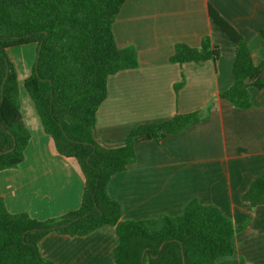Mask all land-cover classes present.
<instances>
[{"label":"crops","instance_id":"crops-1","mask_svg":"<svg viewBox=\"0 0 264 264\" xmlns=\"http://www.w3.org/2000/svg\"><path fill=\"white\" fill-rule=\"evenodd\" d=\"M209 7L247 40L255 65L264 60L257 34L264 25V0H125L112 32L118 47L136 50L138 65L107 77L94 135L120 142L139 124L209 107L202 121L159 142L135 141L137 160L110 178L108 192L120 203L122 220L150 219L151 229L160 227L163 214L180 213L190 198L215 205L243 226L233 237L234 254L219 264H238L240 258L264 264V203L252 207L241 198L264 170V86L250 88L246 109L220 97L232 82L235 44L213 23ZM205 35L219 49L216 62L169 60L176 43L198 47ZM22 73L17 79L23 85L30 73L26 63ZM24 91L19 88L20 109L30 139L21 163L0 171V197L10 212L44 219L78 207L84 178L73 158L55 150ZM116 243L114 227L104 225L82 236L48 232L37 245L55 264H115Z\"/></svg>","mask_w":264,"mask_h":264},{"label":"trees","instance_id":"trees-1","mask_svg":"<svg viewBox=\"0 0 264 264\" xmlns=\"http://www.w3.org/2000/svg\"><path fill=\"white\" fill-rule=\"evenodd\" d=\"M125 0H0V171L16 168L30 139L20 109L17 71L6 49L34 43L36 57L23 88L32 100L42 130L55 150L73 158L84 178L77 208L44 219L10 212L0 197V264H55L44 258L38 241L48 232L86 235L112 225L115 264H219L234 254L235 225L217 206L190 198L180 213L163 214L157 229L150 219H121V205L108 192L110 178L137 160L135 141H161L202 121L195 110L130 128L120 142L95 138L96 112L107 94V77L138 65L132 46L118 47L112 24ZM209 17L235 44L232 82L219 92L233 106H251L250 88L264 86V60L255 65L247 40L209 7ZM264 42V25L257 31ZM219 49L209 35L193 47L176 43L171 62H216ZM182 82L175 84L177 90ZM11 148L9 151L5 150ZM252 207L264 203V170L242 193ZM238 264H244L243 258Z\"/></svg>","mask_w":264,"mask_h":264},{"label":"rangeland","instance_id":"rangeland-1","mask_svg":"<svg viewBox=\"0 0 264 264\" xmlns=\"http://www.w3.org/2000/svg\"><path fill=\"white\" fill-rule=\"evenodd\" d=\"M6 54L8 58L13 62L19 77L23 75L22 65L23 63L29 66L30 72L31 67L35 61L36 57V47L34 45H18L6 49ZM18 80V87L23 91L22 81ZM25 92V91H24Z\"/></svg>","mask_w":264,"mask_h":264},{"label":"water","instance_id":"water-1","mask_svg":"<svg viewBox=\"0 0 264 264\" xmlns=\"http://www.w3.org/2000/svg\"><path fill=\"white\" fill-rule=\"evenodd\" d=\"M11 148H9V149H7V150H5L4 152H7V151H9Z\"/></svg>","mask_w":264,"mask_h":264}]
</instances>
